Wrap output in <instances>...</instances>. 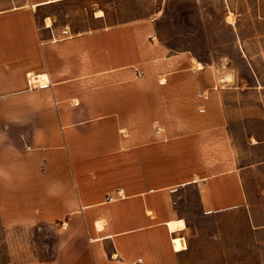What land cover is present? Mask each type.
Segmentation results:
<instances>
[{
	"label": "rangeland",
	"instance_id": "rangeland-1",
	"mask_svg": "<svg viewBox=\"0 0 264 264\" xmlns=\"http://www.w3.org/2000/svg\"><path fill=\"white\" fill-rule=\"evenodd\" d=\"M45 1L0 0V166L4 158H18L20 143L28 151L33 145L32 154L49 148L57 128L42 118L56 104H90L104 87L106 68L122 63V86L133 81L141 99L161 105L155 118L164 114L171 136H196L202 129L212 141L220 137L218 150L225 144L234 156L241 206L203 213L195 190L178 198L188 221L185 245L181 236L174 240L177 250L185 246L180 264H264V0ZM12 61L58 82L45 88L29 82L28 90L7 95L4 64ZM51 85L62 89L56 94ZM21 106L33 114L36 128L13 125ZM99 129L91 126V135ZM8 145L15 149L8 152ZM1 220L0 213V263L34 258L36 249L45 256L40 245L51 237L42 238L47 230L41 224ZM184 228L183 220L172 226Z\"/></svg>",
	"mask_w": 264,
	"mask_h": 264
},
{
	"label": "crops",
	"instance_id": "crops-1",
	"mask_svg": "<svg viewBox=\"0 0 264 264\" xmlns=\"http://www.w3.org/2000/svg\"><path fill=\"white\" fill-rule=\"evenodd\" d=\"M119 52L115 49L113 55L121 61ZM120 64L106 68L104 87L98 98H90V104H56L52 118H42L44 125L57 128L49 148L32 154L33 145L28 151L27 143H20L18 158L3 159L1 221L18 227L41 224L47 230L42 238L50 236L51 241L40 245L44 257L36 249L34 258L0 264H180L185 246L177 250L171 240L185 237L188 221L178 198L195 190L203 213L243 204L234 156L225 144L218 150L220 137L212 141L202 135V129L194 132L196 136H171L165 130L164 114L155 118L154 111L161 105L141 99L133 81L122 86ZM4 68L7 95L15 89L28 90L30 79L34 87L43 88L58 82L48 73L24 71L16 61L5 63ZM113 76L120 86L112 85ZM50 88L56 94L62 89ZM21 107L24 112L13 125L38 126L33 114L28 116ZM76 126L85 129L76 131ZM91 126L100 127V134L92 136ZM190 138L198 141L197 146L188 144ZM10 146L8 152L15 149ZM116 191L123 197L106 202L105 196ZM180 220L185 228L172 230Z\"/></svg>",
	"mask_w": 264,
	"mask_h": 264
},
{
	"label": "built area",
	"instance_id": "built-area-1",
	"mask_svg": "<svg viewBox=\"0 0 264 264\" xmlns=\"http://www.w3.org/2000/svg\"><path fill=\"white\" fill-rule=\"evenodd\" d=\"M122 197L123 196L121 195V193L119 191H116L113 195H107L105 200L107 202H110V201L121 199ZM181 240H182L183 244L185 245V239L183 237H181ZM171 241L173 242V239Z\"/></svg>",
	"mask_w": 264,
	"mask_h": 264
},
{
	"label": "bare ground",
	"instance_id": "bare-ground-1",
	"mask_svg": "<svg viewBox=\"0 0 264 264\" xmlns=\"http://www.w3.org/2000/svg\"><path fill=\"white\" fill-rule=\"evenodd\" d=\"M49 24H50V23H48L47 25H49ZM194 66H195V65H194ZM196 67H197V68H201L202 65H201L199 62H197V63H196ZM228 77H229V76H228ZM225 79L230 80V79H228V78H225ZM221 81H222V79H221ZM29 82H32V80L30 79V80L28 81V83H29ZM173 244H174V240H173Z\"/></svg>",
	"mask_w": 264,
	"mask_h": 264
}]
</instances>
